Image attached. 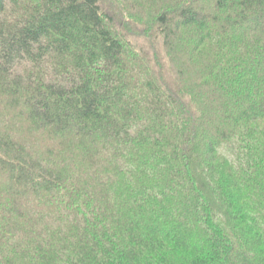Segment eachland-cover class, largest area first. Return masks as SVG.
Returning <instances> with one entry per match:
<instances>
[{
    "label": "trees",
    "instance_id": "1",
    "mask_svg": "<svg viewBox=\"0 0 264 264\" xmlns=\"http://www.w3.org/2000/svg\"><path fill=\"white\" fill-rule=\"evenodd\" d=\"M0 264H264V0H0Z\"/></svg>",
    "mask_w": 264,
    "mask_h": 264
}]
</instances>
